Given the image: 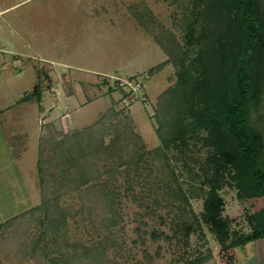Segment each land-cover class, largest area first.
I'll use <instances>...</instances> for the list:
<instances>
[{
  "label": "rangeland",
  "instance_id": "1",
  "mask_svg": "<svg viewBox=\"0 0 264 264\" xmlns=\"http://www.w3.org/2000/svg\"><path fill=\"white\" fill-rule=\"evenodd\" d=\"M191 6V0H0V264H35L32 252L24 256L20 249L18 225L5 221L41 202L37 162L40 151L43 159L52 158L50 141L110 113L107 123H129L146 150L160 144L153 114L159 94L177 77L170 62L153 70L167 58L154 35L166 28L183 42L178 24ZM136 11L148 14L145 22L150 29L140 24ZM128 78L142 82L140 97L133 94ZM35 88L39 98L20 103V97ZM111 136L106 135L105 142ZM197 148L189 152L197 162L187 163L193 171L199 170L198 161L207 153L199 144ZM172 162L187 190L188 170L181 162ZM105 165L95 162L101 178L120 191L115 204L119 221L112 228L116 242L106 251L112 264H181L193 253L207 250L211 257L202 264H264V236L226 247L237 236L254 232L253 212L264 206V180L253 195L241 199L225 174L216 177L223 199L221 215L237 235L230 232L217 240L201 223V230L196 228L187 239L178 240L171 213L166 208L148 213L131 195L150 203L152 198L141 194L147 191L134 182L126 194L124 175L110 178L104 173ZM45 170L56 172L53 163H47ZM189 202L200 214L203 197L198 191L189 195ZM59 203L68 208L67 235L72 240L99 238L95 228L102 224L98 219H80L77 197L66 195ZM44 231L43 224L32 221L21 238L29 246ZM47 245L55 249L48 236L37 246Z\"/></svg>",
  "mask_w": 264,
  "mask_h": 264
},
{
  "label": "trees",
  "instance_id": "2",
  "mask_svg": "<svg viewBox=\"0 0 264 264\" xmlns=\"http://www.w3.org/2000/svg\"><path fill=\"white\" fill-rule=\"evenodd\" d=\"M191 1L188 15L178 24L183 42L166 28L154 35L167 58L153 70L170 62L177 77L158 96L153 114L160 141L156 148L146 150L129 123H107L110 113H103L93 123L50 141L52 158L43 159V151L39 152L41 202L5 221L18 225L20 249L24 256L30 250L35 264H112L106 251L116 242L112 228L119 221L115 204L120 191L109 179L101 178L95 168L99 161L106 164L104 173L110 178L124 175L126 194L134 182L147 191L141 194L151 197L150 203L131 195L148 213L166 208L178 240L187 239L196 228L201 230V223L217 240L230 232L237 235L221 215L223 199L215 178L225 174L241 199L253 195L264 180V0ZM134 14L150 29L145 22L148 14ZM39 95L35 88L20 97V103L34 101ZM197 144L207 153L198 161L199 170L193 171L187 163L189 159L197 162L189 155L193 148L198 149ZM172 160L188 170L191 182L187 190ZM47 163H53L56 172L46 173ZM123 166L124 171L119 170ZM197 191L203 197L200 214L189 202V195ZM66 195L79 199L81 220L100 221L102 227L95 228L99 238L80 242L67 235L68 208L59 203ZM32 221L43 224L45 231L27 246L21 237ZM253 222L252 234L237 236L226 247L264 236V206L253 212ZM47 236L55 249L37 246ZM210 257L209 250L198 251L181 264H202Z\"/></svg>",
  "mask_w": 264,
  "mask_h": 264
},
{
  "label": "built area",
  "instance_id": "3",
  "mask_svg": "<svg viewBox=\"0 0 264 264\" xmlns=\"http://www.w3.org/2000/svg\"><path fill=\"white\" fill-rule=\"evenodd\" d=\"M132 80V81H131ZM130 86L129 87H131V90L133 89L134 90V92H133V94L135 95V97L136 98H138V97H140V95H138V92H139V90L138 89H140V87L142 88V82H140V81H136V80H134V78L133 79H130L129 80V78H128V80L126 81ZM138 87V88H137ZM138 91V92H137Z\"/></svg>",
  "mask_w": 264,
  "mask_h": 264
}]
</instances>
